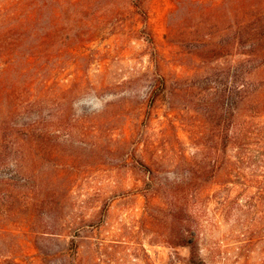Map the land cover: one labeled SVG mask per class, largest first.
I'll return each mask as SVG.
<instances>
[{
	"label": "rangeland",
	"instance_id": "1",
	"mask_svg": "<svg viewBox=\"0 0 264 264\" xmlns=\"http://www.w3.org/2000/svg\"><path fill=\"white\" fill-rule=\"evenodd\" d=\"M22 1L28 11L40 2ZM85 1L56 13L53 58L40 41L48 9L25 31L18 54L30 55L0 58V264H201L209 252L207 264H242L240 227L231 211L217 221L224 193H214L236 119V58L206 55L236 0ZM246 79L249 144L262 149L251 164L263 181L264 67ZM191 163L212 192L201 208L208 250L193 263L142 215L145 168L171 184ZM217 241L224 261L209 250ZM249 250L246 264H264V242Z\"/></svg>",
	"mask_w": 264,
	"mask_h": 264
},
{
	"label": "trees",
	"instance_id": "2",
	"mask_svg": "<svg viewBox=\"0 0 264 264\" xmlns=\"http://www.w3.org/2000/svg\"><path fill=\"white\" fill-rule=\"evenodd\" d=\"M89 5L85 0H40L28 11L22 0H3L0 3V58H4L3 64L8 63V58H27L25 56L30 55L27 50L18 54L22 52L20 46L25 40V31L33 27L41 28L43 11L47 9L50 11L46 15L48 32L41 34L40 41L43 44L46 39L51 48L46 58H53L57 53L53 47L59 40V29L56 26L61 18L56 13L64 16L75 8H87ZM222 15L223 26L218 30L220 43L209 48L206 55L208 58L209 55H215V58H236L234 75L238 87L235 124L232 126L229 141L222 142L218 180L214 182L218 188L214 193H224L220 198L216 217L218 222L227 223L229 212H234L235 224L240 227L236 231V249L239 251L237 257L239 261L242 259V264H246L250 258L249 249L264 242V178L263 181L259 180L262 176L256 174V168L251 164L254 156L250 155L262 149L258 147L254 150L249 144L248 107L253 93L246 79L252 72L264 67V0H236ZM65 23L68 27V23H73V20ZM15 48H19L18 52H15ZM52 89L51 83L45 82V95ZM229 148L233 151L232 156H226ZM196 165L189 164L190 169L171 184H162L156 179L157 174L152 169L145 168L147 178L142 196V215L154 225L156 237L172 248L188 247L192 263L198 254L208 250L206 243L210 239L206 238L204 231L211 226V222L203 221L201 215L203 202L212 193L211 183L205 180L204 170ZM219 249L218 241L209 248L216 253L218 260H226L219 253ZM211 253L209 252V257L206 253L203 258L200 255L198 261L201 264L210 263Z\"/></svg>",
	"mask_w": 264,
	"mask_h": 264
}]
</instances>
